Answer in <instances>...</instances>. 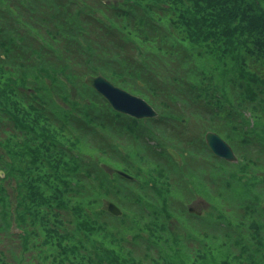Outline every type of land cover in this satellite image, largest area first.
Here are the masks:
<instances>
[{
  "label": "trees",
  "instance_id": "16d2710c",
  "mask_svg": "<svg viewBox=\"0 0 264 264\" xmlns=\"http://www.w3.org/2000/svg\"><path fill=\"white\" fill-rule=\"evenodd\" d=\"M0 264H264V0H0Z\"/></svg>",
  "mask_w": 264,
  "mask_h": 264
},
{
  "label": "water",
  "instance_id": "95a60500",
  "mask_svg": "<svg viewBox=\"0 0 264 264\" xmlns=\"http://www.w3.org/2000/svg\"><path fill=\"white\" fill-rule=\"evenodd\" d=\"M85 82L102 94L110 105L118 112L130 115L135 118L154 117L156 112L142 98L134 96L125 90L115 87L111 82L102 76H88ZM205 141L209 149L217 157L224 158L228 161H234L235 157L229 145L225 143L216 133L207 132ZM170 153L177 158L172 150ZM120 175L128 177L127 174L118 171ZM108 210L113 214H119V209L112 203L108 205Z\"/></svg>",
  "mask_w": 264,
  "mask_h": 264
},
{
  "label": "rangeland",
  "instance_id": "374dc122",
  "mask_svg": "<svg viewBox=\"0 0 264 264\" xmlns=\"http://www.w3.org/2000/svg\"><path fill=\"white\" fill-rule=\"evenodd\" d=\"M186 126H187L188 130L191 131V133L196 134V136L199 138H202V134L204 132H206L205 124L202 125L200 123H196L194 121H191L190 123L186 124ZM209 163H210V161L206 160V158L198 157V158L194 159L193 163L189 161L188 166L191 168V171H195V173H197L196 170L198 168H202V169L206 170V172H204V173L198 172L199 177H202L203 174H208L209 170H207V169H208ZM177 169H178V167H177ZM181 170H185L183 166H182ZM186 195H188V196H186ZM185 198L186 199H184V201H182V202L186 208L192 207L193 209H195L196 211H199L200 213H203L206 211V209H208L206 202L204 203V201L199 197H195V198H194V196L190 197V193L187 192V193H185ZM102 207H104V208L106 207V202L102 203Z\"/></svg>",
  "mask_w": 264,
  "mask_h": 264
}]
</instances>
